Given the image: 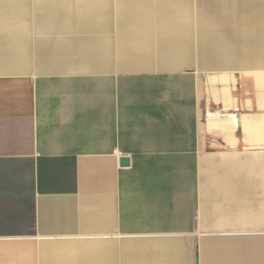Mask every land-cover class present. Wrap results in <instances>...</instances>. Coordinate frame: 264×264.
<instances>
[{
  "label": "crops",
  "instance_id": "obj_1",
  "mask_svg": "<svg viewBox=\"0 0 264 264\" xmlns=\"http://www.w3.org/2000/svg\"><path fill=\"white\" fill-rule=\"evenodd\" d=\"M263 247L264 0H0V264Z\"/></svg>",
  "mask_w": 264,
  "mask_h": 264
},
{
  "label": "water",
  "instance_id": "obj_2",
  "mask_svg": "<svg viewBox=\"0 0 264 264\" xmlns=\"http://www.w3.org/2000/svg\"><path fill=\"white\" fill-rule=\"evenodd\" d=\"M130 163V158L128 156H124L121 158L122 165H128Z\"/></svg>",
  "mask_w": 264,
  "mask_h": 264
},
{
  "label": "rangeland",
  "instance_id": "obj_3",
  "mask_svg": "<svg viewBox=\"0 0 264 264\" xmlns=\"http://www.w3.org/2000/svg\"><path fill=\"white\" fill-rule=\"evenodd\" d=\"M258 264H264V247L262 251V256L260 257V261H258Z\"/></svg>",
  "mask_w": 264,
  "mask_h": 264
}]
</instances>
